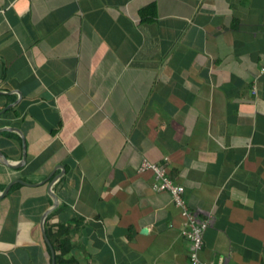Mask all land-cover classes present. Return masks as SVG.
Instances as JSON below:
<instances>
[{
  "label": "crops",
  "instance_id": "0c3cea01",
  "mask_svg": "<svg viewBox=\"0 0 264 264\" xmlns=\"http://www.w3.org/2000/svg\"><path fill=\"white\" fill-rule=\"evenodd\" d=\"M144 160L264 264V0H0V264H192Z\"/></svg>",
  "mask_w": 264,
  "mask_h": 264
},
{
  "label": "built area",
  "instance_id": "2783aa9c",
  "mask_svg": "<svg viewBox=\"0 0 264 264\" xmlns=\"http://www.w3.org/2000/svg\"><path fill=\"white\" fill-rule=\"evenodd\" d=\"M139 171H152L158 181L156 184H154L153 189L157 192H169L172 195L174 203L181 210L182 215L185 217V227L182 230V234L191 243L192 264H208L207 262L201 261L199 253L203 249V235L205 229L210 224V220H200L196 213L189 210L188 204L184 197L185 187L181 184L174 183L169 178L167 170L163 166L156 163H151L148 160H144L139 167Z\"/></svg>",
  "mask_w": 264,
  "mask_h": 264
},
{
  "label": "water",
  "instance_id": "95a60500",
  "mask_svg": "<svg viewBox=\"0 0 264 264\" xmlns=\"http://www.w3.org/2000/svg\"><path fill=\"white\" fill-rule=\"evenodd\" d=\"M3 157V156H2ZM26 160V154L24 155V161ZM9 189L7 188L6 189V191H5V193H4V195L7 193V191H8ZM53 195V194H52ZM144 231H146V229L144 230Z\"/></svg>",
  "mask_w": 264,
  "mask_h": 264
}]
</instances>
